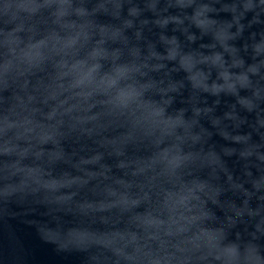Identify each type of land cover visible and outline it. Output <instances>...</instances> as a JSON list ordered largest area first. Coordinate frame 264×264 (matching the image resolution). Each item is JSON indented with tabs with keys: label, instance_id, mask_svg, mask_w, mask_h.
Segmentation results:
<instances>
[{
	"label": "clouds",
	"instance_id": "clouds-1",
	"mask_svg": "<svg viewBox=\"0 0 264 264\" xmlns=\"http://www.w3.org/2000/svg\"><path fill=\"white\" fill-rule=\"evenodd\" d=\"M25 237L264 264V0H0V264Z\"/></svg>",
	"mask_w": 264,
	"mask_h": 264
},
{
	"label": "water",
	"instance_id": "water-1",
	"mask_svg": "<svg viewBox=\"0 0 264 264\" xmlns=\"http://www.w3.org/2000/svg\"><path fill=\"white\" fill-rule=\"evenodd\" d=\"M21 231H27L25 226H19ZM26 242L32 246L33 257L36 264H80V254H56L47 246H38L25 237Z\"/></svg>",
	"mask_w": 264,
	"mask_h": 264
}]
</instances>
